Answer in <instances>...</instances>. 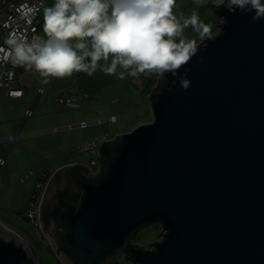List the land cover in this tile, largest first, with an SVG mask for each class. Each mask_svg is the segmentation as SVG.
<instances>
[{
  "label": "water",
  "instance_id": "1",
  "mask_svg": "<svg viewBox=\"0 0 264 264\" xmlns=\"http://www.w3.org/2000/svg\"><path fill=\"white\" fill-rule=\"evenodd\" d=\"M217 9L221 31L185 66L190 87L169 92L179 77L159 76L151 121L101 145L99 175L75 164L52 175L40 225L62 263L264 264V19ZM153 224L161 240L134 243ZM29 260L0 221V264Z\"/></svg>",
  "mask_w": 264,
  "mask_h": 264
},
{
  "label": "clouds",
  "instance_id": "2",
  "mask_svg": "<svg viewBox=\"0 0 264 264\" xmlns=\"http://www.w3.org/2000/svg\"><path fill=\"white\" fill-rule=\"evenodd\" d=\"M207 2L194 0L190 15H177L176 0H54L43 10L44 35L29 40L12 33L5 41L7 55L14 64L38 73L43 85L73 73L92 77L99 69L118 79L170 73L179 79L172 80L168 91L177 83L187 90L191 69L185 66L197 56L198 41L214 39L211 26L196 10ZM213 3L216 8L254 13L253 21L264 19V0ZM189 27L194 36L186 34ZM204 62L201 56L200 63Z\"/></svg>",
  "mask_w": 264,
  "mask_h": 264
},
{
  "label": "rangeland",
  "instance_id": "3",
  "mask_svg": "<svg viewBox=\"0 0 264 264\" xmlns=\"http://www.w3.org/2000/svg\"><path fill=\"white\" fill-rule=\"evenodd\" d=\"M211 1L212 0H208L204 7H197L196 10L199 12L200 19L211 26V31L214 36L221 31L222 17L218 13L216 7L209 6ZM194 7H196L194 0H187L186 2L183 0L179 2V5H177L173 11L177 15L180 12H183L185 15H190V12ZM185 31L189 36L195 35L191 27ZM3 38L4 32L0 29V41H2ZM201 43L202 42L198 41V45ZM150 75L154 80L158 78L155 74ZM123 85L127 87L126 84ZM127 88L128 89L121 92L108 89L104 94L106 95V98L103 100H101V98H96L97 101L95 103L92 102L91 106L93 107H90L89 113L83 114L80 111L62 112L49 109L47 110L49 118L41 115L29 120L28 125L30 123L32 124L33 131H41L51 129L52 127L54 128L55 126H77L81 124V121L83 120L94 122L99 117L103 120H107L115 116L121 119L116 122H106L102 127L103 132L108 134L110 139L115 138L118 134L127 132L136 125L149 122L152 119L151 107L148 99V96L151 95L152 89H148L143 93H137L131 84ZM128 93H130L129 96ZM82 94L84 95V93ZM44 97L45 98L43 99L47 100L46 103H48L49 106H52L55 95L52 97ZM21 106V104L10 103L6 106V109L8 113L16 115L20 112ZM21 117L22 116H19V118ZM100 131V125H91L87 129L78 128L75 130L63 131L58 134L38 135L35 138L39 139L34 143L26 144L31 148L30 152H26L25 155L22 153L21 156H23V158L26 157L28 162L32 161L35 163V166L33 167V171L35 172L33 173H43L44 171L51 172L56 166L61 165L62 163H83L86 161V157L78 152L76 146L78 144H83V142L89 137L99 135ZM17 146H15L16 148L11 152L9 161L13 155L17 154V151L19 150ZM51 159H53L52 162H50ZM4 174L5 170H2L0 172V177ZM30 175L31 174L27 177ZM26 178H20L17 180L12 177L11 188L8 187V183L0 184V221L15 233L19 234L31 246L36 254L39 264H64L59 260L47 238L39 233L35 224L31 220L26 218V212L33 200L35 189V183L23 184V180ZM34 178L38 179L39 175ZM37 179L35 180L37 181ZM161 232V224H153L149 227L143 228L140 231V237L137 239L136 244L146 249H151L156 241L158 242L161 240ZM125 264H128V262Z\"/></svg>",
  "mask_w": 264,
  "mask_h": 264
},
{
  "label": "built area",
  "instance_id": "4",
  "mask_svg": "<svg viewBox=\"0 0 264 264\" xmlns=\"http://www.w3.org/2000/svg\"><path fill=\"white\" fill-rule=\"evenodd\" d=\"M46 7V0H0V29L4 32V38L0 41V99L9 101L13 104L24 102L25 89L18 83L17 72L23 68L20 65L14 64L8 57V45L5 43L6 39L12 33H18L26 36L29 40L34 35H41V12ZM30 21V22H29ZM42 36V35H41ZM134 84H137V93H143L146 89V80L149 76L141 75L139 78L130 77ZM137 79V82L135 81ZM44 94V91H39L37 98L30 105L24 118L22 119V126L32 117H34V108L39 104L40 97ZM91 100L90 96L82 95L75 96L71 94L70 90H64L62 93L55 95L54 103L49 106L55 111H81L85 108V105ZM120 118L111 117L107 120H103L99 117L93 123L82 122L79 127L87 128L91 125H100L101 131L99 135L87 138L83 144L76 146L78 152L86 157V161L83 163H74L75 165H82L89 168L94 176L101 173L102 164L100 157L101 145L107 141L110 142L114 138L110 139L108 134L103 132V125L106 122H116ZM74 126H69V129H73ZM57 131V130H54ZM21 134L18 132L14 136H7L0 132V147L2 148V156L0 158V169H7V157L12 149L13 145L19 142ZM8 144V146L6 145ZM37 173H31L29 177L23 180V184L35 183V189L33 193V200L26 212V218L31 220L39 233L42 234L40 225V208L46 187L51 179L52 174L48 171L39 173V178L34 181V177ZM163 231V229H162ZM137 241V240H136ZM136 241L134 243H136ZM152 249V248H151ZM125 257L122 256L115 260L112 264H125ZM128 264H133L129 262Z\"/></svg>",
  "mask_w": 264,
  "mask_h": 264
},
{
  "label": "crops",
  "instance_id": "5",
  "mask_svg": "<svg viewBox=\"0 0 264 264\" xmlns=\"http://www.w3.org/2000/svg\"><path fill=\"white\" fill-rule=\"evenodd\" d=\"M181 1L183 0H176V4L179 5V2ZM184 1L186 2L187 0H184ZM53 4H54V0H46V7L52 6ZM209 6L215 7V5H213V0L209 3ZM40 18H41L40 33L43 36L44 35L43 33V22H44L43 21V11L41 12ZM101 63H103V61H101ZM146 76H149V78L151 79V83L146 90L153 89V87L156 85V83L159 80V76L157 75L158 78L156 80H154V78L150 74H146ZM17 78H18L19 85L23 87L26 92L24 102L17 103V104L22 105L20 107V112L16 115L12 113H8L6 106L9 105L11 102L0 99V132L7 136H14L18 132L21 134V138L19 142L13 145L12 149L10 150L8 154L7 169L5 168L0 169V172L2 170H5V174L0 177V184L8 183L9 188L12 187L11 186L12 177L18 180L20 178L21 179L26 178L29 174L35 172L33 171V167L35 166V163L32 161L28 162L26 157L23 158V156L21 155L22 153L25 155L26 152H30L31 148L27 145L32 144L37 139H39V138H35L36 136L58 134L63 131H70V130H75V129L80 128L79 127L80 124H79L77 126H74L73 129H69V126H71L69 125L66 127H56L55 126L54 128L52 127L51 129H48V130L33 131L32 124L30 123L28 125L29 120L35 117L37 118L38 116H41V115L43 117L49 116V114L47 113V110L51 108L48 106V103H46L47 100L43 99L45 98L44 96L52 97L53 95L59 94V92H62L64 90H70L71 94L75 96H82L83 95L82 93H84L85 95H88L91 98V100L87 103V105H85V108L80 111L84 114V113L90 112V107H93L91 106V104L92 102L95 103L97 101L96 98H101V100L106 98L105 97L106 95L104 94L108 89H113L116 92H121L125 89H128L127 87L130 86V84L133 86L135 91L139 89L137 84H134L130 77H126L125 79H118L116 76L105 75L99 69L96 71V73H94L92 77L87 76V74L83 72L73 73L71 76L65 77L63 79L51 78L50 82L47 85H43L41 83V78L39 77L38 73H36L35 71L26 70L23 67L18 70ZM135 81L137 82V79H135ZM123 84H126L127 87H125ZM41 88H43V91L45 93L40 97L39 104L34 108V117L30 118L22 126V118L25 116L27 110L30 108V105L37 98L38 93ZM129 94L130 93H128V96ZM70 111H74V110H70ZM54 113H57V112H54ZM19 116H22V117L19 118ZM82 122H87V121L83 120L81 121V123ZM89 123H93V122H89ZM87 128H82V129H87ZM54 130H57V131H54ZM6 145L8 146L7 143ZM15 146H17L19 150L17 151V154L13 155V157L9 161L11 152L13 151L14 148H16ZM1 155L2 153H1V147H0V157ZM52 161L53 159L50 160V162ZM71 164H74V163H68V162L62 163L61 165L56 166L53 169V171L51 172L49 171V172L53 175L54 172H56L59 168L66 166V165H71ZM37 175H39V173H37ZM35 179L37 178H34V180Z\"/></svg>",
  "mask_w": 264,
  "mask_h": 264
},
{
  "label": "trees",
  "instance_id": "6",
  "mask_svg": "<svg viewBox=\"0 0 264 264\" xmlns=\"http://www.w3.org/2000/svg\"><path fill=\"white\" fill-rule=\"evenodd\" d=\"M119 145H117L116 143H110L105 147V150L107 151H113L115 149H118ZM107 172H104L103 176H106ZM25 264H34L32 260L27 261Z\"/></svg>",
  "mask_w": 264,
  "mask_h": 264
}]
</instances>
